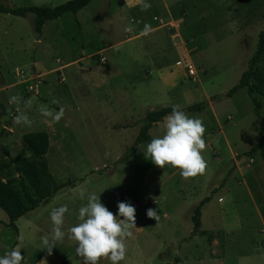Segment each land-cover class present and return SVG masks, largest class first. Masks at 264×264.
Wrapping results in <instances>:
<instances>
[{
  "label": "rangeland",
  "instance_id": "1",
  "mask_svg": "<svg viewBox=\"0 0 264 264\" xmlns=\"http://www.w3.org/2000/svg\"><path fill=\"white\" fill-rule=\"evenodd\" d=\"M67 1L0 3L55 7ZM147 2L151 8L141 11V0H91L75 15L47 21L40 36L33 15L0 13V165L28 157L22 136L43 131L49 170L65 184L17 221L18 236L0 210V256L18 248L21 264H79L67 229L79 223L83 188L100 195L114 214L118 202L138 204L121 264H264V223L255 211L264 220V153L245 155L259 142L260 120L245 88L227 96L264 29V0ZM256 68L264 72V54ZM11 96L20 103L10 104ZM200 103L201 112H185L204 122L208 167L183 180L176 169L157 168L144 157L163 121L148 140L134 141L148 112ZM42 106L53 112L63 107V118L42 116ZM21 112L31 127L13 123ZM14 176L13 168L0 170L2 180ZM204 198L201 227L192 236L194 209ZM64 204L66 236L49 255L41 238L51 233L50 210ZM149 208L158 221L147 218Z\"/></svg>",
  "mask_w": 264,
  "mask_h": 264
},
{
  "label": "clouds",
  "instance_id": "2",
  "mask_svg": "<svg viewBox=\"0 0 264 264\" xmlns=\"http://www.w3.org/2000/svg\"><path fill=\"white\" fill-rule=\"evenodd\" d=\"M150 8L147 0H141V11ZM9 103L19 104L20 98L11 96ZM40 113L59 122L64 108L53 112L48 106H42ZM13 123L31 127L33 121L21 112L13 118ZM161 132V135L151 138L142 150L146 160L160 169H176L183 180L195 179L206 173L208 162L203 155L207 148L206 127L201 119L190 117L180 105H172L171 112L163 119ZM78 197L82 201L86 199V203L78 209L79 223L67 229V238L74 243L82 264H100L102 260L109 261V264H121L127 255L126 241L133 237V229L137 227L135 207L128 202H118V212L114 214L101 202L100 195L86 193L81 188ZM68 212L67 204L50 210L51 233L41 238L49 255L66 236L63 225ZM146 215L149 219L159 220V215L152 208L147 209ZM22 260L23 255L18 248L0 256V264H21Z\"/></svg>",
  "mask_w": 264,
  "mask_h": 264
},
{
  "label": "trees",
  "instance_id": "3",
  "mask_svg": "<svg viewBox=\"0 0 264 264\" xmlns=\"http://www.w3.org/2000/svg\"><path fill=\"white\" fill-rule=\"evenodd\" d=\"M91 0H69L55 7H7L0 3V13L10 14L16 17L33 15L32 29L36 36H40L42 28L47 21L56 20L64 14H76L85 8ZM264 54V29L258 35L256 49L251 56L247 69L242 73L239 82L227 93L230 97L238 90L245 88L254 106V113L260 120V139L245 155L255 152L264 153V119L260 116L262 100L264 99V72H259L256 65ZM1 107V105H0ZM205 104H194L185 109L188 112H201ZM171 112V107L148 112L144 122L135 138L134 146L149 139V130L153 125L162 122L164 117ZM1 132H4L2 130ZM2 134L0 133V138ZM21 143L29 153L28 157H20L11 160L7 164L0 165V170L13 168L16 176L7 180L0 178V210L7 218V226L18 236L16 222L27 213L35 210L40 205L47 204L54 195L64 187L58 185L51 174L48 162L45 158L49 148V137L46 132H30L21 138ZM133 149L131 153H134ZM208 198H204L194 209L192 236H195L201 227V208Z\"/></svg>",
  "mask_w": 264,
  "mask_h": 264
},
{
  "label": "crops",
  "instance_id": "4",
  "mask_svg": "<svg viewBox=\"0 0 264 264\" xmlns=\"http://www.w3.org/2000/svg\"><path fill=\"white\" fill-rule=\"evenodd\" d=\"M52 174V173H51ZM54 177V176H53ZM56 180V179H55ZM56 182H57V180H56ZM57 184L58 185H64V187H65V184H59L58 182H57ZM62 189V188H61ZM57 194V193H56ZM55 194V195H56ZM55 195H54V197H55ZM53 197V198H54ZM53 198H51V199H53ZM50 199V200H51ZM138 204H136L134 207L136 208V206H137ZM256 207V206H255ZM255 211L257 212V214H258V216H259V218H260V221L261 222H263L264 223V220H263V218H262V215H261V213L258 211V209L256 210V208H255ZM201 216V215H200ZM17 223V222H16ZM19 230V229H18ZM19 237H20V233H19ZM215 244H217V239L215 240ZM79 264H82V261L79 263Z\"/></svg>",
  "mask_w": 264,
  "mask_h": 264
},
{
  "label": "built area",
  "instance_id": "5",
  "mask_svg": "<svg viewBox=\"0 0 264 264\" xmlns=\"http://www.w3.org/2000/svg\"><path fill=\"white\" fill-rule=\"evenodd\" d=\"M188 74H189V76L193 77L195 75V70L189 67L188 68Z\"/></svg>",
  "mask_w": 264,
  "mask_h": 264
}]
</instances>
